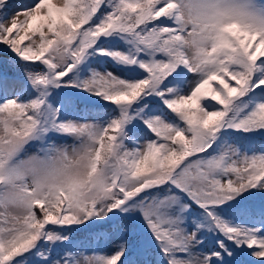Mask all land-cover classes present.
<instances>
[{
    "label": "snow or ice",
    "instance_id": "1",
    "mask_svg": "<svg viewBox=\"0 0 264 264\" xmlns=\"http://www.w3.org/2000/svg\"><path fill=\"white\" fill-rule=\"evenodd\" d=\"M0 54V264H264V0H0Z\"/></svg>",
    "mask_w": 264,
    "mask_h": 264
},
{
    "label": "trees",
    "instance_id": "2",
    "mask_svg": "<svg viewBox=\"0 0 264 264\" xmlns=\"http://www.w3.org/2000/svg\"><path fill=\"white\" fill-rule=\"evenodd\" d=\"M101 110L100 109H97V108H90L88 109V112H87V115L88 114H92L94 116H98V113L100 112Z\"/></svg>",
    "mask_w": 264,
    "mask_h": 264
},
{
    "label": "rangeland",
    "instance_id": "3",
    "mask_svg": "<svg viewBox=\"0 0 264 264\" xmlns=\"http://www.w3.org/2000/svg\"><path fill=\"white\" fill-rule=\"evenodd\" d=\"M0 59H3V55L2 54H0ZM9 72H11V69H9ZM87 118H88L89 121H94V120L98 119L99 117L98 116L89 115V116H87ZM68 142L71 143L70 140Z\"/></svg>",
    "mask_w": 264,
    "mask_h": 264
}]
</instances>
